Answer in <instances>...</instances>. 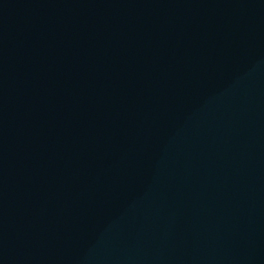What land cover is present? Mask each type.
<instances>
[{"label": "water", "instance_id": "95a60500", "mask_svg": "<svg viewBox=\"0 0 264 264\" xmlns=\"http://www.w3.org/2000/svg\"><path fill=\"white\" fill-rule=\"evenodd\" d=\"M0 264H264V0H0Z\"/></svg>", "mask_w": 264, "mask_h": 264}]
</instances>
